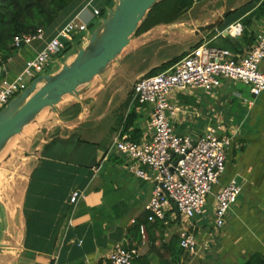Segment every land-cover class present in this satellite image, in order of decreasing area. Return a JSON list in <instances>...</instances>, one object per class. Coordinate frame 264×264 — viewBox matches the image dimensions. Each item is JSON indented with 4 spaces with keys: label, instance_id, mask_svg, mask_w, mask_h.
Wrapping results in <instances>:
<instances>
[{
    "label": "crops",
    "instance_id": "crops-1",
    "mask_svg": "<svg viewBox=\"0 0 264 264\" xmlns=\"http://www.w3.org/2000/svg\"><path fill=\"white\" fill-rule=\"evenodd\" d=\"M94 1L89 0L87 5ZM263 1L193 0L178 20L156 24L133 40L144 41L155 28V36L166 37L167 43L188 38L195 44L192 48L203 42L227 48L236 62L264 27V14H252ZM223 3L230 13L209 33L189 35L173 26L180 22H212L223 12ZM89 6L74 17L81 20ZM53 36L44 32V40L17 47L15 54L2 64L9 67L6 76L19 73L26 59ZM192 48L185 50L184 56ZM184 56L176 54L163 63L175 60L173 65ZM53 59L49 73L64 63L58 57ZM260 69L264 72V60ZM106 86L107 80L100 82L91 97L77 102L80 107L76 114L75 109L70 111L73 107L67 110L66 105L49 123L48 128L54 127L55 131H48L35 149L19 209L15 211L20 242L0 253V264H97L106 260L109 249L117 243L134 250L131 264H242L254 252L264 256V92L255 96L248 85L225 80L212 91L195 87L170 95L179 106L172 119L177 133L199 137L209 128H216L218 134L230 138V143L226 147L225 171L208 196L209 208L204 214L184 219L172 206L163 219L149 220L146 206L153 183L137 177L128 168L130 161L115 152L101 162L120 128L129 139L136 129L140 132L138 139L145 136L148 108L137 106L129 110V92L113 85L104 99L101 92ZM121 92L126 95L114 107L112 119L100 126L104 109L111 110L114 98ZM128 110L137 115L130 126L125 122ZM232 180L241 186V193L224 225L217 228L211 214L213 194ZM77 188L85 198L73 205L69 195ZM5 229L2 224L0 236ZM184 229L197 237L195 255H189L179 245Z\"/></svg>",
    "mask_w": 264,
    "mask_h": 264
},
{
    "label": "built area",
    "instance_id": "built-area-1",
    "mask_svg": "<svg viewBox=\"0 0 264 264\" xmlns=\"http://www.w3.org/2000/svg\"><path fill=\"white\" fill-rule=\"evenodd\" d=\"M94 8L93 14L99 15ZM87 24L71 18L44 46L26 59L23 69L11 76L0 78V110L30 82L44 73L53 58L74 38L87 32ZM89 35L83 38L84 44ZM34 40H44V30L24 33L13 38V46L29 45ZM79 45V46H80ZM227 48L203 42L176 61L169 68L153 75L143 74L133 83L128 108H148L146 134L138 140H130L126 134L117 132L101 162L110 152L130 161L128 168L137 177L153 183V189L146 208L149 220L163 219L167 209L176 204L178 213L184 219H193L207 209L208 196L225 171L228 136L218 134L216 128H209L206 134L194 137L177 133L172 119L179 106L172 100V93L191 88L212 91L225 80L240 81L248 85L253 95L264 92V72L260 63L264 60V27L255 34L250 49L238 61ZM128 110V112H129ZM241 186L230 181L213 194L212 219L221 228L229 210L238 201ZM85 198L80 189H73L69 195L71 204ZM143 231V226H140ZM180 247L189 255L198 252L197 237L184 229L180 233ZM134 250L114 244L105 261L97 264H131Z\"/></svg>",
    "mask_w": 264,
    "mask_h": 264
},
{
    "label": "water",
    "instance_id": "water-1",
    "mask_svg": "<svg viewBox=\"0 0 264 264\" xmlns=\"http://www.w3.org/2000/svg\"><path fill=\"white\" fill-rule=\"evenodd\" d=\"M159 1L162 0H113L99 25L70 59L65 60L55 72L42 73L34 78L0 110V154L14 136L36 123L44 110L58 114V104L65 96L78 99L88 91L95 78H103L118 64L140 23ZM229 13L223 3V12L212 22H180L173 26L183 33L198 35L216 28ZM8 71V66L0 65V78L5 77ZM173 206L176 209L175 203ZM10 249L9 244L0 242V253Z\"/></svg>",
    "mask_w": 264,
    "mask_h": 264
},
{
    "label": "rangeland",
    "instance_id": "rangeland-1",
    "mask_svg": "<svg viewBox=\"0 0 264 264\" xmlns=\"http://www.w3.org/2000/svg\"><path fill=\"white\" fill-rule=\"evenodd\" d=\"M246 1L247 0H242V3ZM167 4L168 2L165 3V1H159L157 5L155 4V6H153L152 12L155 14L153 18L155 21H163V18H165L166 15ZM112 5L113 0H95L90 6L87 4L85 5L89 7L81 14V20L78 21L82 22L83 20V22L87 24L88 31L74 38V45L70 46L71 52L76 51L78 46L82 43L83 38L90 35L96 29L100 23V19L106 15L107 7ZM95 6L100 7L101 10V14L98 16L94 15L92 11ZM209 32H211V30L203 33ZM189 35H193V33L191 32ZM135 37L136 36H133V38ZM133 38L119 57V63L115 64L103 78H95L85 94L81 95L78 99L72 96L64 97V99L58 104L59 113L61 108L63 109V107L68 105L67 110L69 107H73L70 111L73 112L75 109L76 114V111L79 110L80 107L77 102L83 103L85 99L84 97H91L97 85L106 80L108 86H106L101 92L104 99L108 97L110 87L113 86L120 90L124 88V91H128L129 96H131L133 83L138 75L142 73L153 75L163 71L157 69L154 72L149 73L152 68L160 66L164 60L170 59L176 54L184 56L185 50L191 49L195 45L191 44L188 38H178L173 42L167 43L166 37L161 35L155 36V28L149 33L144 41L143 39L133 40ZM49 72H51V69L47 67L44 73ZM125 95L124 92L119 93L114 98L111 110H108L107 107L104 109L106 114L101 120L99 124L100 126H104L105 123L112 119V113L115 111L114 107H117L119 103L118 101H120L122 97H125ZM99 109L100 112L103 110L101 107ZM131 109L134 108L132 107ZM58 114L49 112L47 109L44 110L39 115L37 122L28 125L20 134L14 136L0 154V226L2 224L6 225L5 232L0 236V242L9 244L12 248L16 247L20 242V237L18 236L19 222L15 211L16 209H19L22 186L28 172L30 160L34 157L35 149L41 143L42 138L46 137L48 131L49 134L55 131L54 127H48L49 123L53 121V117H56ZM207 207L209 208V206ZM10 253L14 255V252ZM0 260L3 259L0 258Z\"/></svg>",
    "mask_w": 264,
    "mask_h": 264
},
{
    "label": "trees",
    "instance_id": "trees-1",
    "mask_svg": "<svg viewBox=\"0 0 264 264\" xmlns=\"http://www.w3.org/2000/svg\"><path fill=\"white\" fill-rule=\"evenodd\" d=\"M88 1L89 0H0V65L15 54L17 47L13 46V38L16 35L34 33L38 28H42L45 33L55 35L57 30L74 17ZM162 1H165V3L168 2L166 5V15L163 21H155V19H153L155 14L152 12V7L140 23L134 36L146 32L156 24L178 20L182 13L193 2V0ZM255 13H259V15L264 14V1L261 3V7L252 14ZM252 40L253 39H251V41ZM71 45L74 44L69 43L56 57L65 61V59L72 54L70 53ZM174 61L175 60H170L162 63L160 66L152 68L149 73L157 69L165 70ZM136 118L137 115L135 111H130L125 120L127 126L133 124ZM139 136V129H136L134 133L131 134L130 140H137ZM242 264H264V256L259 252H254L248 260Z\"/></svg>",
    "mask_w": 264,
    "mask_h": 264
},
{
    "label": "bare ground",
    "instance_id": "bare-ground-1",
    "mask_svg": "<svg viewBox=\"0 0 264 264\" xmlns=\"http://www.w3.org/2000/svg\"><path fill=\"white\" fill-rule=\"evenodd\" d=\"M5 187V186H4ZM15 205V204H14ZM10 212V211H9Z\"/></svg>",
    "mask_w": 264,
    "mask_h": 264
}]
</instances>
